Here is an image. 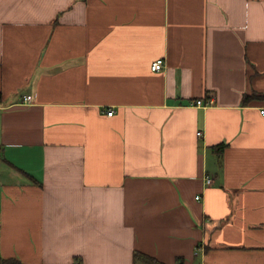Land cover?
Instances as JSON below:
<instances>
[{
	"label": "crops",
	"instance_id": "obj_1",
	"mask_svg": "<svg viewBox=\"0 0 264 264\" xmlns=\"http://www.w3.org/2000/svg\"><path fill=\"white\" fill-rule=\"evenodd\" d=\"M262 109L264 0H0V264H264Z\"/></svg>",
	"mask_w": 264,
	"mask_h": 264
},
{
	"label": "built area",
	"instance_id": "obj_2",
	"mask_svg": "<svg viewBox=\"0 0 264 264\" xmlns=\"http://www.w3.org/2000/svg\"><path fill=\"white\" fill-rule=\"evenodd\" d=\"M164 67H165V60L163 58H159V59L155 60L152 64V69L155 71L162 70ZM24 100L27 102L31 101V96L30 95L25 96ZM213 101H214V97H210L207 100L197 99L194 103L197 105L207 106V105L211 104ZM261 112L264 113V109H262ZM113 113H114V109L110 108L108 110V114L113 115ZM198 133L202 134L201 131H199ZM212 181H213L212 177H207V179H206L207 184H211ZM197 197L199 198L200 195H197Z\"/></svg>",
	"mask_w": 264,
	"mask_h": 264
},
{
	"label": "trees",
	"instance_id": "obj_3",
	"mask_svg": "<svg viewBox=\"0 0 264 264\" xmlns=\"http://www.w3.org/2000/svg\"><path fill=\"white\" fill-rule=\"evenodd\" d=\"M247 98H248V95L245 97V99H247ZM222 148H223V144H219L217 146L218 150H221ZM134 257H135L134 258L135 262H137L139 259H143L146 264H163V263L159 262L158 260H156L155 258H153L147 254H143L141 252H135ZM8 262H10V261H8Z\"/></svg>",
	"mask_w": 264,
	"mask_h": 264
}]
</instances>
